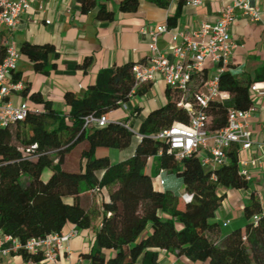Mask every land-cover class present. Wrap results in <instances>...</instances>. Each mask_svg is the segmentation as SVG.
Wrapping results in <instances>:
<instances>
[{"label":"trees","instance_id":"1","mask_svg":"<svg viewBox=\"0 0 264 264\" xmlns=\"http://www.w3.org/2000/svg\"><path fill=\"white\" fill-rule=\"evenodd\" d=\"M79 1L84 12L96 4V0ZM183 2L180 0L177 13L168 19L170 28L177 25ZM138 3L123 0L121 9L136 10ZM97 16L112 20L114 13L102 5ZM20 49L37 71L48 72L56 65L51 59L59 53L51 43L26 42ZM5 53L0 37V61ZM92 61L88 57L81 67L86 70ZM135 63L101 70L83 96L67 92V114L58 112L41 93L34 92L31 99L43 103L45 111L30 110L24 121L0 128V228L22 241L62 232L68 223L90 228L91 200L83 194L107 188L109 196L102 204L101 226L90 252L82 254L91 264H161L163 250L198 264H264V209L254 192L243 206V225L222 234L221 224L215 220L225 197L220 189L248 188L247 178L239 170L237 147L228 149L226 162L212 170L204 167L196 155L178 160L169 152L166 141L154 137L175 122L189 121L188 111L179 105L180 91L167 85L166 103L142 121V137L130 158L113 163L108 155L97 154L102 147L125 149L132 143L135 133L124 121L110 120L105 126L88 128L84 124L88 115L108 117L130 100ZM207 76L206 69L192 85L193 92L189 91L187 99L193 98ZM254 82H264V64L252 76L229 70L219 73V87L229 93V98L212 101L206 108L211 129L226 125L230 109H248L254 104L250 91ZM151 88L152 83L142 84L136 94L145 95ZM27 90L25 87L24 95ZM72 150L79 153V158L70 167L66 156ZM152 156H158L161 170L183 180L191 200L181 204V197L173 190L155 186L147 170ZM47 166L52 174L44 180ZM21 254L34 262L43 260L41 254Z\"/></svg>","mask_w":264,"mask_h":264},{"label":"crops","instance_id":"2","mask_svg":"<svg viewBox=\"0 0 264 264\" xmlns=\"http://www.w3.org/2000/svg\"><path fill=\"white\" fill-rule=\"evenodd\" d=\"M122 1L96 0L95 6L88 12H84L79 0H33L30 10L20 18L15 31H13V37L20 47L26 42L31 44L51 43L59 54L51 59V63L56 65L50 67L48 72L37 71L29 56L22 54L14 78L24 82L28 94L15 95L12 100L15 103L26 101L31 110L45 111L43 103L33 101L30 97L32 93L39 92L46 101L52 103L53 108L58 112L67 114L70 111V106L65 99L67 92L83 96L96 82L101 70L116 64L122 65L127 62L147 60L150 37L141 34V29L167 23L168 19L177 13L180 0L174 2L139 0L136 10H122ZM226 1L203 0V3L198 6L183 2L177 25L171 27L170 31L161 37V46H168L170 36L174 32L195 28L202 21L215 22L222 3ZM252 2L260 9L262 19L252 22L237 12V19L230 30L236 47L225 70L237 75L249 74L252 76L264 64V0H253ZM102 5L114 13L112 20L98 18L97 15ZM0 37L2 40L1 35ZM88 57H92L93 61L85 70L81 65ZM207 67L208 75L217 72L216 67L212 66L210 62L207 63ZM156 86L163 91V100L151 99L145 104L138 98L142 96L152 98L150 92ZM166 88L167 85L163 80H156L152 83V88L147 94L139 95L135 91L130 96V100L111 111L108 118L113 121L129 123L131 129L139 122L141 125L150 111L166 103ZM260 99L259 106L252 112L250 124L252 138L256 144L250 150L240 152L239 157L246 160L260 157L264 164V146H260V143L264 141V98ZM141 137L140 133L137 137L135 134L131 144L138 145ZM111 149L99 148L97 154L99 156L108 155L113 163L123 161L120 160L123 159L121 153L115 156L117 157L115 160H112L113 151ZM131 150H127L128 155L133 153ZM78 158L79 153L72 150L66 156V163L70 167L74 165V162L76 165ZM147 168L150 172L149 166ZM247 169L249 173L248 188L220 189L225 193V197L216 212L215 220L221 224L222 234L227 232L226 230L230 226L244 224L243 206L250 193L254 192L261 206L264 207V166L260 167L259 164L254 166L248 163ZM98 174L100 175L101 171ZM161 179L165 180V183L161 184L160 182V185L168 186L167 180L163 177ZM155 186L164 189L157 184ZM83 195L91 200L89 211L93 219L92 226L80 229L75 224L68 223L63 232H69L76 228L77 234L58 251L56 262L45 259L39 262L29 261L21 253H13L3 257L0 264H91L82 254L88 253L92 249L96 231L101 226L102 204L108 199L109 193L107 188H102L91 189L84 192ZM171 261H177L179 264H198L186 257L177 258L163 250L161 264H168Z\"/></svg>","mask_w":264,"mask_h":264},{"label":"built area","instance_id":"3","mask_svg":"<svg viewBox=\"0 0 264 264\" xmlns=\"http://www.w3.org/2000/svg\"><path fill=\"white\" fill-rule=\"evenodd\" d=\"M32 1L0 0V35L2 43L6 46L5 56L0 61V128L24 121L31 110L26 101L15 103L12 97L22 94L26 87L22 80L14 78L23 53L13 37V31L20 18L30 10ZM252 1L223 2L215 22L202 21L195 28L172 33L167 47H162L160 40L170 31L168 22L141 29V34L150 37L149 57L133 66L135 86L130 96L135 93L138 86L153 83L159 79L182 93L179 105L188 111L189 121L175 122L171 127L154 135L155 138L167 142L169 152L173 153L178 160L196 155L204 167L214 170L226 162V153L231 147H237L240 155V152L248 151L256 144L252 138L250 125L252 112L255 110L254 104L248 109H230L226 125L216 129H211V118L206 110L212 101L221 102L229 98V93L219 87V73L228 66L236 47L230 30L237 19V12L252 22L262 19L260 9ZM184 2L198 6L203 3V0H184ZM208 62L216 67L217 72L208 75L199 91L194 93L193 98L187 99V93L208 68ZM250 91L253 101L255 97L256 99L264 98V82L252 83ZM109 122L110 119L107 116L88 115L85 118L84 127L105 126ZM126 125L131 129L129 123ZM260 146H264V141L260 143ZM238 163L241 174L246 178L249 174L248 163L264 166L260 157L250 160L239 157ZM213 178L216 179L215 176ZM160 182L164 184L165 180L161 179ZM191 199L192 195L186 193L185 200ZM254 220H257L256 216ZM76 234L77 230L74 228L69 232H53L44 237H32L22 241L0 228V261L13 253L26 251L30 254H41L43 259L56 262L58 251ZM168 264L179 263L171 261Z\"/></svg>","mask_w":264,"mask_h":264},{"label":"rangeland","instance_id":"4","mask_svg":"<svg viewBox=\"0 0 264 264\" xmlns=\"http://www.w3.org/2000/svg\"><path fill=\"white\" fill-rule=\"evenodd\" d=\"M160 80V79H159ZM196 85H198V83H196ZM194 88V87H192ZM193 90L190 91V93L192 94ZM189 93V92H188ZM187 93V94H188ZM150 95L152 96V98H148V96H142L141 98L138 97L143 103H147V102H150L151 99H156V100H163L164 99V93L162 90H159L156 87H154L152 89V91L150 92ZM190 95V94H189ZM261 99H254V105L253 107L256 109L258 106H259V102H260ZM140 123V122H139ZM136 125L132 128V130L134 131V133L136 134V137L139 133V127L140 125ZM136 140V138H135ZM136 146L135 143L134 144H131L130 146H128L127 148L125 149H111L113 151V154H112V160H115V157L117 154L121 153L123 155V159H120V160H126L128 158H130V156H132L136 150ZM128 149H132L133 150V153L128 155L127 154V150ZM131 150V151H132ZM125 156H128V157H125ZM117 160V159H116ZM148 166H149V169H150V174L155 182V184H157V186L159 187H162L160 185V179L161 177L165 178L167 180V185L168 186H163L162 188L166 189V188H170L171 190H173L176 194H178L180 197H181V204H184V201H185V194H186V187H185V184L183 182V180L181 178H179L178 176H176L175 174H172V173H168L166 171H161V168H160V162H159V159L152 156L150 157V160H149V163H148ZM43 178L44 180H48L49 177L51 176L52 174V169L50 167H45L44 170H43ZM233 227H229L228 230L226 231H229L231 230Z\"/></svg>","mask_w":264,"mask_h":264}]
</instances>
